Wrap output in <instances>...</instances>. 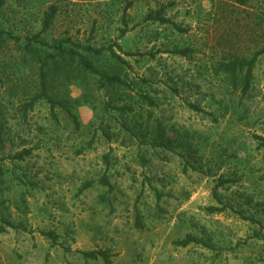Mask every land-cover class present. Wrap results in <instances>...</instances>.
Wrapping results in <instances>:
<instances>
[{
    "label": "rangeland",
    "instance_id": "obj_1",
    "mask_svg": "<svg viewBox=\"0 0 264 264\" xmlns=\"http://www.w3.org/2000/svg\"><path fill=\"white\" fill-rule=\"evenodd\" d=\"M1 1L0 264H104L83 250L264 264V52L246 92L244 71L219 68L264 48V0ZM58 45L95 48L126 84L103 85ZM41 68L63 107L41 97L23 112ZM186 234L204 244H174Z\"/></svg>",
    "mask_w": 264,
    "mask_h": 264
},
{
    "label": "trees",
    "instance_id": "obj_2",
    "mask_svg": "<svg viewBox=\"0 0 264 264\" xmlns=\"http://www.w3.org/2000/svg\"><path fill=\"white\" fill-rule=\"evenodd\" d=\"M247 1L248 0H236V2H238L239 4H245ZM1 3H2V1L0 0V4ZM54 13H55V10L53 9L50 13H47L45 15L44 22H43V29H46L48 27L50 20L53 17ZM149 16H150V18L158 19L162 22L168 21V19H165V17H161L158 14H156V15L150 14ZM178 29H179V27H178ZM9 38H11L10 34L7 33L5 35V32L3 30H0V51L3 49V47L5 46V42ZM15 40H18V39L15 38ZM34 40H37L36 37H32V38L29 37L27 39V43H26L25 47L28 49V51L31 54H34L35 56H37L36 51L34 50V48L32 49V46H31L32 45L31 42ZM37 42H40V41H37ZM57 48L60 51H64V53L66 54V56H68L70 58V60L75 61L76 64L78 65V67L80 68V70H82L84 72H88V73H93V74H96L97 76H99V80L102 82L103 85L122 86V85L126 84V81L124 80V78L118 72H116L114 69H112L115 67H112L111 69L105 68V67H100L99 65H97V63H95L92 60V55L98 54L97 53L98 51L95 48L88 46V47H84L82 49L83 51H81L79 48H74L73 46L64 47L62 45H58ZM111 52L115 58H117L118 60H122L113 51H111ZM176 52L186 53L187 49L177 50ZM261 52H264V48L260 49L259 51H256L253 54V56L250 58L235 57L232 60L221 62L219 64V68L223 72H227L230 74H234L238 71H244V86H243L242 90H243V92H246L249 89L250 80L252 78V69H253V65H254L256 56ZM49 55L52 57L51 61H55V59H54L55 55H53V53H50ZM66 72H67V69H66ZM2 73H4V71L0 70V79H1ZM37 90H39V91H37L36 93L31 95L29 101H27L22 106L23 112H26L28 109L32 108L34 103L36 102V100L41 98V97H44V98H46V100L49 101L51 109L54 108V105L56 103H58L60 106L63 107V104L60 103L61 101H59V100L56 101L49 94H47V92H46V90H47V72L43 71L42 68L40 70ZM192 107L194 109L198 110V107H196L195 105H192ZM71 116H72L73 121H75L76 117L74 115H71ZM256 138L259 140V145L264 148V137L256 136ZM29 153H30L29 149H23L22 151L16 153L13 156V158L22 159L25 155H27ZM225 181H227V180L225 179ZM98 183H100L102 185H109V181L105 175H103L102 177H100L98 179ZM91 184H92V182L85 184L84 188L91 185ZM207 210L214 211V210H221V209H220V207L211 206V207H208ZM137 224L139 227L142 226V224L139 221L137 222ZM43 234L46 235L49 239H51V241L53 243H55L56 234L53 231H47V232H44ZM190 243L204 244L201 239H199L196 236H193L191 234H186L183 238L177 239L174 241L175 245L183 246V247L189 245ZM80 254L84 260L102 259L104 264H109L111 262V256H112V254H110L107 250H88V251L83 250V251H80Z\"/></svg>",
    "mask_w": 264,
    "mask_h": 264
}]
</instances>
